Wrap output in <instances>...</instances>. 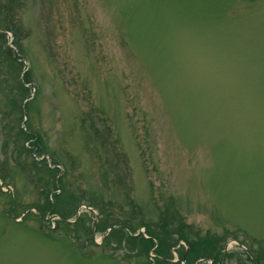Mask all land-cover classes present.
Masks as SVG:
<instances>
[{"label": "rangeland", "instance_id": "374dc122", "mask_svg": "<svg viewBox=\"0 0 264 264\" xmlns=\"http://www.w3.org/2000/svg\"><path fill=\"white\" fill-rule=\"evenodd\" d=\"M182 236L264 264V0H0V264Z\"/></svg>", "mask_w": 264, "mask_h": 264}, {"label": "trees", "instance_id": "16d2710c", "mask_svg": "<svg viewBox=\"0 0 264 264\" xmlns=\"http://www.w3.org/2000/svg\"><path fill=\"white\" fill-rule=\"evenodd\" d=\"M214 247H215V243H213V249H214ZM211 254V253H210Z\"/></svg>", "mask_w": 264, "mask_h": 264}]
</instances>
